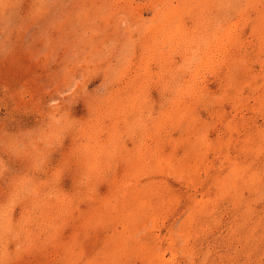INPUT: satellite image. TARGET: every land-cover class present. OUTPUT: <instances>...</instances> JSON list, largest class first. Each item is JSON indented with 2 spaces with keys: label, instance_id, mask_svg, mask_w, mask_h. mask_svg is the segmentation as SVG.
Segmentation results:
<instances>
[{
  "label": "rangeland",
  "instance_id": "rangeland-1",
  "mask_svg": "<svg viewBox=\"0 0 264 264\" xmlns=\"http://www.w3.org/2000/svg\"><path fill=\"white\" fill-rule=\"evenodd\" d=\"M0 264H264V0H0Z\"/></svg>",
  "mask_w": 264,
  "mask_h": 264
}]
</instances>
